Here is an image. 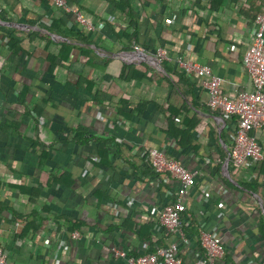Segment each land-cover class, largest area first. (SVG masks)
<instances>
[{
  "label": "crops",
  "instance_id": "1",
  "mask_svg": "<svg viewBox=\"0 0 264 264\" xmlns=\"http://www.w3.org/2000/svg\"><path fill=\"white\" fill-rule=\"evenodd\" d=\"M67 4L71 12L51 0H0L6 264H126L113 247L139 256L172 243L193 264L201 229L225 246L216 264H264V160L228 163L238 118L210 108L199 78L175 61L210 66L225 95L252 91L243 57L264 0ZM74 10L105 27L85 30ZM159 48L173 60L157 64ZM252 135L264 151V128ZM152 148L198 172L183 199L185 240L161 227L179 184L153 171Z\"/></svg>",
  "mask_w": 264,
  "mask_h": 264
},
{
  "label": "built area",
  "instance_id": "2",
  "mask_svg": "<svg viewBox=\"0 0 264 264\" xmlns=\"http://www.w3.org/2000/svg\"><path fill=\"white\" fill-rule=\"evenodd\" d=\"M55 6L67 12L72 9L68 6L67 0H51ZM76 23L87 31H101L105 27L103 23L95 24L84 16L80 10H74ZM50 25L49 20H45ZM256 28L253 33L252 42L243 57V64L250 75L253 83L252 91H241L236 95L228 96L221 92L224 82L223 78L215 75L208 65H201L183 56L175 59L179 68L188 76L195 75L209 94L208 105L215 111L238 118L234 145L230 151V162L237 168L249 164L260 163L264 160V151L256 136L252 135L253 130L264 128V9L255 20ZM8 43L9 39L4 38ZM137 52H142L140 46H135ZM157 64L162 61H172L173 58L164 49L159 48L155 52ZM149 158L153 170L157 174H169L179 187L175 194H172L173 201L168 203L160 215V224L168 232L180 233V238L185 240L182 232V215L186 212L184 196L187 191L194 187L198 172L189 170L179 161L169 158L168 155L156 148L149 150ZM79 233L72 235L73 239L79 238ZM199 239L203 256L199 257L193 264H216L225 256V246L219 237L206 229H201ZM114 258L122 259L126 264H187L179 254V246L172 243L164 248H159L153 253L139 256L130 254L129 251L113 247ZM6 254L0 243V264H6ZM55 264H59L58 262Z\"/></svg>",
  "mask_w": 264,
  "mask_h": 264
},
{
  "label": "trees",
  "instance_id": "3",
  "mask_svg": "<svg viewBox=\"0 0 264 264\" xmlns=\"http://www.w3.org/2000/svg\"><path fill=\"white\" fill-rule=\"evenodd\" d=\"M262 9V8H261ZM261 9H260V11H261ZM260 13H258V15H259ZM257 15V16H258ZM257 16H256V18H257ZM9 39V38H8ZM11 41L9 40V43H10ZM170 158V157H169ZM151 167H152V165H151ZM152 169H153V167H152ZM154 171V170H153ZM155 172V171H154ZM184 214V213H183ZM182 217H183V215H182ZM201 245V244H200ZM201 247V246H200ZM201 249H202V247H201ZM203 250V249H202ZM203 252H204V250H203Z\"/></svg>",
  "mask_w": 264,
  "mask_h": 264
},
{
  "label": "water",
  "instance_id": "4",
  "mask_svg": "<svg viewBox=\"0 0 264 264\" xmlns=\"http://www.w3.org/2000/svg\"><path fill=\"white\" fill-rule=\"evenodd\" d=\"M230 162V158H229V160H228V163Z\"/></svg>",
  "mask_w": 264,
  "mask_h": 264
}]
</instances>
